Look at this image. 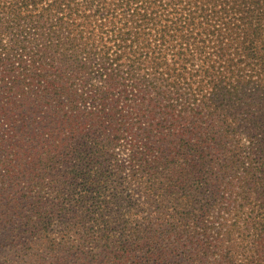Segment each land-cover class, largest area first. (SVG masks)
I'll return each instance as SVG.
<instances>
[{"label": "trees", "instance_id": "1", "mask_svg": "<svg viewBox=\"0 0 264 264\" xmlns=\"http://www.w3.org/2000/svg\"><path fill=\"white\" fill-rule=\"evenodd\" d=\"M0 167V264H264V0H0Z\"/></svg>", "mask_w": 264, "mask_h": 264}, {"label": "rangeland", "instance_id": "2", "mask_svg": "<svg viewBox=\"0 0 264 264\" xmlns=\"http://www.w3.org/2000/svg\"><path fill=\"white\" fill-rule=\"evenodd\" d=\"M31 124L29 125V123H28V128H30V127H32V130H34L35 132H39V130H42V128H41V126H40V124H36L35 122H30ZM27 130H29V129H27ZM26 131V129H24V131L23 132H25ZM26 132H29V131H26ZM15 135H14V139L13 140H16V139H19L20 137H21V135H22V131H16L15 133H14ZM15 142V141H14ZM5 144H7V141H5L4 143H3V145L5 146ZM17 148H13L12 150H16ZM7 150L9 151L10 149L9 148H7ZM11 150V151H12ZM18 162L19 161H21V163H24V159H22V160H18V159H16ZM2 168L4 167V166H1ZM0 167V168H1ZM18 168H20V166H17L16 167V169H13V168H11V169H13L14 170V172H16V170L18 169ZM1 172H3V169H1ZM8 177V176H7ZM6 177V178H7ZM23 186V184L22 185H20V186H17V187H22ZM7 188L10 190V192L9 193H11L14 189L13 188H9V186H8V184H7ZM6 192H8V190L6 191ZM9 193H6V195H8ZM6 195H3V196H1V200H0V203L2 202V200L4 199V197L6 196ZM2 203H4V202H2ZM5 204V203H4ZM1 209H4V210H6V206H3V205H1ZM9 211V210H8Z\"/></svg>", "mask_w": 264, "mask_h": 264}]
</instances>
